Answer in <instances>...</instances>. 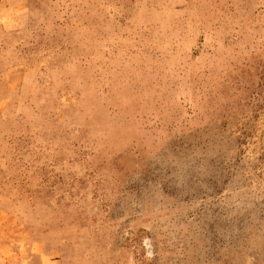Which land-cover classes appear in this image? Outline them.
Segmentation results:
<instances>
[{"label":"rangeland","instance_id":"rangeland-1","mask_svg":"<svg viewBox=\"0 0 264 264\" xmlns=\"http://www.w3.org/2000/svg\"><path fill=\"white\" fill-rule=\"evenodd\" d=\"M0 264H264V0H0Z\"/></svg>","mask_w":264,"mask_h":264}]
</instances>
